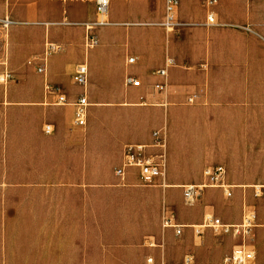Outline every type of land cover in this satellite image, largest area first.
<instances>
[{"label": "crops", "instance_id": "crops-1", "mask_svg": "<svg viewBox=\"0 0 264 264\" xmlns=\"http://www.w3.org/2000/svg\"><path fill=\"white\" fill-rule=\"evenodd\" d=\"M242 3L243 0H179L172 25L167 24L166 10L161 22L156 20L163 9L160 14L144 10L140 14L142 22L139 26L142 28L137 36L135 32L131 36L130 52L136 56L133 63H129L130 57H125L123 48L117 50L119 57H112L113 45L104 37L110 31L104 32L103 45L94 49L88 60L82 57L81 50L73 54L76 50L69 40L60 37V30L52 29L51 43L61 47L47 58V74L39 73L40 77H34L23 88L22 97L18 96V88L4 91L0 86L1 121L4 116L8 119L11 111L17 109L13 104L25 103L28 104V115L37 113L41 122H48L43 126V134L26 140L28 156L33 161L30 169L23 173L30 175L46 173L35 170L38 162L34 160L46 159L51 153L52 142L61 144L59 151L63 155L74 151L83 157L82 149L78 150V144L83 141L66 133L63 126V123L71 122L72 129L78 128L73 124L74 103L83 96L84 90L73 81L77 65L86 61L89 64L91 96L96 104L139 106L140 127L117 142L116 146L122 150L117 167L123 163L126 145H144L147 153L162 163V176L156 186H145L137 170L129 169L124 180L117 177L114 170L118 187L152 195L122 199V205L134 207L131 212L137 217L133 228L114 234L127 239L123 244L132 247L131 251L124 252L130 256L124 257V264H128L127 259H132L129 264H148V258H153L155 264H182L186 258L191 259L192 264H223L235 247L244 242L251 246L255 262L264 264V196L254 194L256 185L264 187V95H254L250 89L238 91L234 77L237 57H259L260 49L264 57V47L258 49L259 43L252 41L249 35L224 25L238 18ZM211 12L219 20L213 25L207 20ZM68 25L71 23L64 22L60 27ZM164 31L166 40L162 37ZM179 57L187 58L180 60ZM170 58L175 62L167 66ZM176 58L181 65H176ZM162 69L166 70L164 76L158 74ZM127 76L137 77L141 86L127 85ZM46 83L63 93L67 103L58 104L57 95L47 92ZM116 87L120 89L116 90ZM6 100L11 105L5 106ZM46 125L53 127L51 134L45 132ZM163 126L167 132L154 129ZM157 132L165 143L164 147L157 145ZM10 138L0 132V190L56 188L45 180H6L8 174L19 172L7 165L3 154L7 143L16 141ZM85 142L91 156L97 149L98 140L90 135ZM210 161L217 164L207 165ZM84 165L90 166L91 162L79 164L81 168ZM213 166H224V181L231 186L232 196L226 197L220 188L208 187L196 203L187 205L184 197L182 200L184 187L204 183V170ZM60 173H66V169ZM76 173L85 174L83 168ZM58 184V188L67 190L84 189L93 183L80 177V180H62ZM224 198L230 200L226 202ZM98 205L97 198H64L58 213L52 214L49 198L34 204L29 199L21 203L18 199L9 203L3 201L0 221L43 224L41 235L35 231V241L28 246L19 247L13 241H4L0 247V264L93 262V258L84 256L93 254L92 247L99 246L96 231ZM211 210L214 217L230 225H240L247 214H253L254 225L248 237L223 234L212 228L197 235L193 226L202 224ZM166 218L181 227L180 234L175 228L163 226ZM52 221H58V242L52 241ZM150 240L156 246H149ZM83 246L86 250L82 249Z\"/></svg>", "mask_w": 264, "mask_h": 264}, {"label": "rangeland", "instance_id": "rangeland-1", "mask_svg": "<svg viewBox=\"0 0 264 264\" xmlns=\"http://www.w3.org/2000/svg\"><path fill=\"white\" fill-rule=\"evenodd\" d=\"M146 9H149L153 14L155 12L160 14L163 9L162 15L156 20L161 22L165 17V0L143 2L111 0L108 15L97 13L96 0H0V74L8 70L12 75V79L6 85L0 86L4 91L16 87L19 89L18 96H23V88L32 82L34 77L39 76L38 67L42 64L43 59L50 57L61 47L52 45V29L60 30V37L69 40L71 46L76 50H73V54H78L81 50L82 57H87L88 60L91 57V52L103 45L104 37L111 40L110 43L113 45L111 48L114 49L112 57H119L118 48L125 49V57H136L130 52L131 36L134 32L137 36L138 30L142 28L139 26V23L142 22L140 14ZM215 17L218 23L219 20L217 16ZM237 17L236 20L225 22L224 25L233 26L241 33L249 35L252 41L259 43L258 49L264 47V0H243ZM6 20L9 22H5ZM100 21H107L108 24L98 25ZM64 22H69L71 25L60 27ZM54 25L55 27H52ZM105 31H110V33L103 37ZM165 33L164 31L162 35L164 40H166ZM183 58L187 57L178 59ZM178 59L176 58V65H181ZM237 60L234 64L236 70L234 77L237 79L236 89L238 91L250 89L254 95H260V97L264 95V57H262L261 49L259 57H237ZM88 89L90 106L87 126L72 129L71 122L63 123L66 133L74 134L77 139L83 141L78 144V150L82 149L83 157L80 152L74 151L63 155L59 151L61 144L52 142L51 153L47 158L34 160L38 162L35 164V170H44L45 174L30 175L23 171L30 169V162L33 161L28 156L26 140L43 134V126L48 122H41L37 113L28 115V104L25 103L13 104L17 109L11 111L8 119L4 116L3 120H0V132L10 135L12 137L10 140H16L7 143L3 154L6 156L7 165L19 172L8 174L6 180L11 182L45 180L50 181L56 187L50 190H0V204L3 201L9 203L12 199H18L19 203L29 199L31 204H34L38 200L49 198L51 213L57 214L64 198H97L99 205L97 206L98 230L96 231L99 246H93V254L84 256V258L87 256L93 258V262L84 264H124V257H130L124 252L131 251L132 247L123 244L127 239L114 234L133 228V222L137 217L133 216L131 212L134 207L122 205V199L152 195L133 193L128 188L117 186V181H114V170L120 165L119 158L122 150L116 145L122 137L130 135L135 128L140 127L142 116H140L137 105L96 104L91 96V76H89ZM115 89L119 90L120 88L116 87ZM8 101L6 100L5 106L11 105ZM154 129L156 131L162 129V132H167L165 126ZM55 133H57V129ZM187 133L185 132V134ZM90 135L98 140L97 149L91 156L86 150L85 142ZM5 151L7 152L5 153ZM86 161L91 162V165L82 167L85 174L76 173L82 169L79 166L80 162L86 164ZM216 164L210 161L207 165ZM64 169H66V173H60V170ZM80 177L93 184H87L84 189L65 190L57 187L58 182L62 180L75 181L80 180ZM142 188L151 189L152 187ZM224 199L226 202L230 200ZM213 216L212 210L206 214V218ZM251 216V214H247V217ZM42 224V222L33 221H0V247H3V242L6 240L13 241L19 247L30 245V242L35 241L33 237L35 231H39L38 234L41 235ZM57 227L58 221H52L51 237L53 242L60 240ZM82 249L86 250V247L83 246ZM95 259L96 262H94ZM130 260L132 259L126 260L128 264L131 262Z\"/></svg>", "mask_w": 264, "mask_h": 264}, {"label": "built area", "instance_id": "built-area-1", "mask_svg": "<svg viewBox=\"0 0 264 264\" xmlns=\"http://www.w3.org/2000/svg\"><path fill=\"white\" fill-rule=\"evenodd\" d=\"M111 0H96V11L99 15H108L110 8ZM179 0H166V18L167 24L172 25L178 8ZM211 3H209V6ZM208 24L213 25L216 24V17L214 13L208 14ZM107 21H100L98 25H107ZM90 28V27H88ZM93 42V40H92ZM94 44V43H93ZM45 57L42 61V64L38 67V72L46 75L48 62ZM129 63L134 62V58L130 57L128 59ZM173 59L167 60V66L174 64ZM89 64L88 62H84L82 64L77 65L75 68V72L73 75V81L76 85L80 86L84 90V94L74 103V120L73 124L78 128H84L88 123V108L90 103L87 97V89L89 84ZM159 75L164 76L166 74V70L162 69L158 71ZM12 79V75L8 70H5L0 74V85H6L9 80ZM126 84L132 85L134 87L141 86V81L136 77L127 76ZM46 90L49 94L57 95V103L58 104H66L67 98L66 96L58 92L56 89L52 88L48 83H46ZM45 132L51 134L54 129L50 125L45 126ZM160 133H156L157 137ZM157 145L164 147L165 143L160 137L157 138ZM129 169H135L139 172L140 178L145 186H156L158 183V179L162 176V163L156 160L152 155L147 153V146L144 145H136L129 144L125 146L124 149V159L121 166L115 169V175L120 179L124 180ZM226 170L224 166H213L207 167L203 174L206 181L200 185H188L184 187L183 197L184 202L187 205H193L196 203L203 190L208 187H217L222 189L223 193L226 197H231L233 192L231 190V186L226 184L224 181ZM254 194L256 196H264V187L261 185H256L254 187ZM251 217H245L244 221L240 225H230L224 223L218 217L206 218L204 222L200 225L193 226V230L197 235H201L203 231L207 228H212L216 231H219L223 234H232L236 237L245 238L248 237L250 231L253 227L254 215L251 214ZM164 227H172L177 230V233H181V227L172 222L170 218H166L164 220ZM149 246H156V243L152 240L149 241ZM148 264H155L153 258L147 259ZM160 264H168V263H160ZM182 264H192L191 259L186 258L184 263ZM223 264H257L255 262L254 252L251 249V246L247 243H241L237 245L233 251V253L227 256L224 259Z\"/></svg>", "mask_w": 264, "mask_h": 264}, {"label": "bare ground", "instance_id": "bare-ground-1", "mask_svg": "<svg viewBox=\"0 0 264 264\" xmlns=\"http://www.w3.org/2000/svg\"><path fill=\"white\" fill-rule=\"evenodd\" d=\"M5 22H9V20H6Z\"/></svg>", "mask_w": 264, "mask_h": 264}]
</instances>
